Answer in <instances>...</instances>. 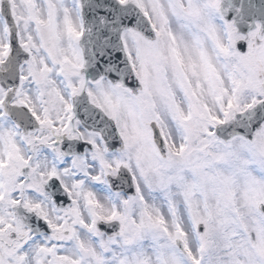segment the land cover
<instances>
[{
    "label": "snow or ice",
    "instance_id": "obj_1",
    "mask_svg": "<svg viewBox=\"0 0 264 264\" xmlns=\"http://www.w3.org/2000/svg\"><path fill=\"white\" fill-rule=\"evenodd\" d=\"M0 264H264V0H0Z\"/></svg>",
    "mask_w": 264,
    "mask_h": 264
}]
</instances>
